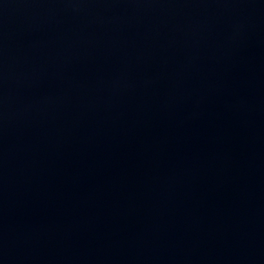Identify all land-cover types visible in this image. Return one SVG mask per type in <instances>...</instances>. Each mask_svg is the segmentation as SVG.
Wrapping results in <instances>:
<instances>
[{
    "label": "water",
    "instance_id": "95a60500",
    "mask_svg": "<svg viewBox=\"0 0 264 264\" xmlns=\"http://www.w3.org/2000/svg\"><path fill=\"white\" fill-rule=\"evenodd\" d=\"M0 264H264V0H0Z\"/></svg>",
    "mask_w": 264,
    "mask_h": 264
}]
</instances>
